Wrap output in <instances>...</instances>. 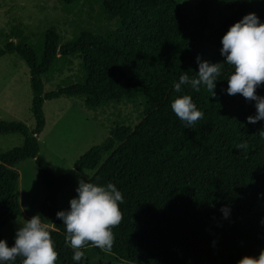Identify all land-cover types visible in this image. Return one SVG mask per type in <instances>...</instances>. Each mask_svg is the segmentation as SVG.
<instances>
[{
	"label": "trees",
	"instance_id": "1",
	"mask_svg": "<svg viewBox=\"0 0 264 264\" xmlns=\"http://www.w3.org/2000/svg\"><path fill=\"white\" fill-rule=\"evenodd\" d=\"M73 16L72 38L63 43L54 29L29 40L0 33V58L16 55L29 73L32 95L30 130L0 122V136L22 143L0 155V239L20 215L16 168L35 162L42 190L38 214L48 227L55 264H74L65 228L56 218L61 198L84 174L98 185L113 183L123 196L122 219L112 228V256L131 264H237L264 249V121L249 124L255 102L227 95L233 68L224 64L214 89L195 92L173 84L187 72L195 77L197 57L223 63L221 37L245 15L264 23V0H199L196 29L190 31L178 0H59ZM231 12L219 27L210 23L211 6ZM14 40V41H13ZM81 61V74L62 80L54 91L44 86ZM192 97L203 118L190 127L172 111L178 95ZM264 97V83L256 89ZM81 99L88 110L106 104L140 102V123L109 131L66 174L55 176L40 155L37 137L45 126L46 101ZM246 143V148L238 145ZM75 197V196H74ZM227 205L230 215L219 209ZM69 203L63 210H67ZM85 246L84 252L85 259ZM92 247V246H91ZM97 254L105 252L93 247ZM18 257L15 264H22Z\"/></svg>",
	"mask_w": 264,
	"mask_h": 264
},
{
	"label": "rangeland",
	"instance_id": "2",
	"mask_svg": "<svg viewBox=\"0 0 264 264\" xmlns=\"http://www.w3.org/2000/svg\"><path fill=\"white\" fill-rule=\"evenodd\" d=\"M178 1L183 19L190 31H194L198 20L199 0ZM230 14L231 12L225 10L222 5L213 4L210 14L211 25L214 28L219 27ZM71 21L73 16L63 12L59 0H0V33L4 35L15 32L34 40L40 33L54 29L65 43L73 35ZM1 43L0 38V45ZM81 70V61L77 58L71 59L70 65L61 75H57L51 83L45 84L44 92L54 91L62 80H73L81 74ZM31 101L29 73L24 62L16 55L0 58V122H18L32 130L34 119L30 110ZM42 111L45 126L37 137L39 152L45 158L51 172L55 176H61L70 171L75 162L92 147L101 144L111 129L122 125L134 129L141 121L143 108L137 101L134 104H106L95 110H88L81 99L60 98L44 102ZM21 143V137L16 135L0 136V155L8 153ZM16 171L20 215L4 231V237L8 242L14 240L16 230L24 221L38 214L42 196L34 161L22 162ZM90 179V174H84L79 180L89 182ZM76 187L77 183L61 198L58 211L63 210L69 200L76 195L74 191ZM83 264L131 263L107 252L97 254L90 246L85 248Z\"/></svg>",
	"mask_w": 264,
	"mask_h": 264
},
{
	"label": "clouds",
	"instance_id": "3",
	"mask_svg": "<svg viewBox=\"0 0 264 264\" xmlns=\"http://www.w3.org/2000/svg\"><path fill=\"white\" fill-rule=\"evenodd\" d=\"M220 43L223 63L211 64L197 57L196 76L190 77L187 72L181 74L173 84V92L183 93L185 87L200 92L203 87L215 96L216 83L223 65L227 64L233 71L224 91L227 95L240 94L255 102L256 113L246 117L247 123L264 121V97L256 95V89L264 83V23L254 13H249L229 27ZM170 107L186 128L204 115L188 94L178 95ZM238 147L246 148L247 145L242 143ZM74 191L76 195L69 200L68 209L55 215L65 228V241L73 250L74 264H83L82 249L89 243L92 247L111 252L114 241L112 228L122 219L119 205L123 203V196L113 183L98 185L84 180L77 182ZM219 211L225 219L230 215L227 205ZM18 257L23 258L22 264H55L57 261L54 241L39 214L24 221L16 230L11 247L0 239V264H15ZM237 264H264V249L256 257H242Z\"/></svg>",
	"mask_w": 264,
	"mask_h": 264
}]
</instances>
